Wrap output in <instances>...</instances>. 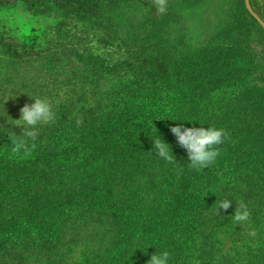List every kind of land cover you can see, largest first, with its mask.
Returning a JSON list of instances; mask_svg holds the SVG:
<instances>
[{
	"label": "trees",
	"instance_id": "trees-1",
	"mask_svg": "<svg viewBox=\"0 0 264 264\" xmlns=\"http://www.w3.org/2000/svg\"><path fill=\"white\" fill-rule=\"evenodd\" d=\"M202 5L0 0V17L21 9L55 24L30 37L0 18V264H147L156 248L171 264H264V28L249 8L264 12L228 0L213 33L193 40L185 12ZM30 96L58 119L25 153L11 124ZM170 119L223 127L215 164L189 168L170 131L207 125ZM157 132L177 163L154 157ZM224 199L233 205L219 210ZM241 202L250 216L237 224Z\"/></svg>",
	"mask_w": 264,
	"mask_h": 264
},
{
	"label": "clouds",
	"instance_id": "clouds-1",
	"mask_svg": "<svg viewBox=\"0 0 264 264\" xmlns=\"http://www.w3.org/2000/svg\"><path fill=\"white\" fill-rule=\"evenodd\" d=\"M158 5L154 6L157 13L166 12V0H155ZM34 98L31 104H25L20 109L19 119H12L11 126L20 127L21 134L16 135L11 131L12 135L10 140L14 144V148L17 151H29V144L32 148L35 147V141L38 138V129L42 125H51L58 119V113L52 104V102L45 97L30 96ZM172 121H181L177 119H170ZM193 122L198 121L200 125H207V127H185L183 123L176 124L170 128V131L176 137L178 144L186 150L188 158V166L192 170L197 172L203 171L209 168L217 161V158L221 155V148L225 141L229 138L227 132L223 127H217L214 123L201 122L199 120L181 122ZM151 131V130H150ZM152 150L155 152L156 158L166 162L167 164L177 163L172 147L167 143L157 132L155 136L151 137ZM233 205L231 200L224 199L219 204V210H227ZM250 210L248 206L241 202L239 210L235 211L234 220L237 224H242L249 219ZM149 244L146 247H135L132 256L137 249L147 250ZM155 247V246H154ZM156 248V247H155ZM128 257V258H129ZM172 254L167 249H157L150 255V259L147 264H171Z\"/></svg>",
	"mask_w": 264,
	"mask_h": 264
},
{
	"label": "rangeland",
	"instance_id": "rangeland-1",
	"mask_svg": "<svg viewBox=\"0 0 264 264\" xmlns=\"http://www.w3.org/2000/svg\"><path fill=\"white\" fill-rule=\"evenodd\" d=\"M258 2L260 11L264 12V0H258ZM227 3L228 0H203L202 7L186 11L184 22L187 24L190 37L193 40H198L212 34L214 28L216 27L214 25L220 18L223 10L227 7ZM0 18L4 20L6 18H10L5 29H16L17 32H20V29H18L17 27H24L25 31L32 30L31 32L29 31L30 37L35 34H40L34 33L33 29H36L38 31L44 30L46 31V34L51 33V35L54 31L55 24L53 22V19L48 18L45 20H30L26 13L21 9H16L10 16H8L7 14H3ZM73 32H76L77 35L87 37L89 44L94 48L100 47L97 43V37L95 34L93 35L92 33L84 32L81 27L73 28ZM45 33H43L42 35H44ZM258 49H260L261 52L264 53V45L259 44ZM249 232L250 234H252L251 231ZM227 245H229V243H227Z\"/></svg>",
	"mask_w": 264,
	"mask_h": 264
},
{
	"label": "water",
	"instance_id": "water-1",
	"mask_svg": "<svg viewBox=\"0 0 264 264\" xmlns=\"http://www.w3.org/2000/svg\"><path fill=\"white\" fill-rule=\"evenodd\" d=\"M248 1V0H247ZM250 13L256 18V20L261 24V26L264 28V21L260 16H258L253 9L249 8Z\"/></svg>",
	"mask_w": 264,
	"mask_h": 264
}]
</instances>
